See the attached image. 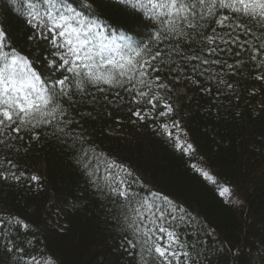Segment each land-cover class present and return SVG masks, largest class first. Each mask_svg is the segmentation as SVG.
I'll list each match as a JSON object with an SVG mask.
<instances>
[{"label":"trees","instance_id":"16d2710c","mask_svg":"<svg viewBox=\"0 0 264 264\" xmlns=\"http://www.w3.org/2000/svg\"><path fill=\"white\" fill-rule=\"evenodd\" d=\"M85 3L90 7H82ZM72 4L98 20L108 35L134 46L149 44L154 29L134 2ZM26 11L27 0H0V29L9 47L27 56L43 79L62 78L63 70L50 66L55 50L44 39L32 38L36 30L27 23ZM242 39L260 43L254 36ZM251 55L222 52L208 59L226 64L208 65L173 56L171 68L182 73L170 68L155 73L168 86L157 89L172 107L166 117L157 115L161 106L150 111V105L133 103L121 89L89 88L64 104L73 120L65 130L79 138L73 147L52 127L0 136V264H26L31 257L50 264H137L127 248L118 205L93 187L77 163L86 149L130 170L133 188L142 196L159 192L183 209L177 212L184 219L176 231L199 253L193 252L192 264H264V66L257 67ZM193 65H199L196 71ZM135 110L150 115L140 121L132 115ZM162 124L184 131L192 145L189 154L176 149ZM225 187L234 202L220 195Z\"/></svg>","mask_w":264,"mask_h":264},{"label":"snow or ice","instance_id":"6c2138e0","mask_svg":"<svg viewBox=\"0 0 264 264\" xmlns=\"http://www.w3.org/2000/svg\"><path fill=\"white\" fill-rule=\"evenodd\" d=\"M82 7L90 5L85 3ZM133 7L154 29L149 44L142 47L132 43L109 44L99 21L86 17L73 6L72 0H27V23L36 30L32 38L44 39L55 50L50 66L62 69V78L43 79L27 56L9 47L6 33L0 29V136H19L21 131L35 133L37 129L52 127L54 134L68 137L72 141L69 147H73L79 138L65 130L73 120L68 118L64 104H71L73 95H84L89 88L100 92L121 89L132 96L133 103L150 105V111L161 106L163 110L157 115L166 117L172 107L163 102L157 89L168 86L160 83L155 73L164 68L182 73L181 68H171L175 63L173 56L188 63L226 64L208 57L222 52L240 56L241 52L250 51V59L257 61V67L264 66V0H135ZM256 30H260L259 36ZM244 36H254L260 41L259 46L242 39ZM233 48L238 50L233 52ZM188 51L192 54L187 55ZM198 67L193 65V71ZM132 115L143 121L150 112L135 110ZM161 129L172 139L167 124H162ZM175 147L185 154L192 150V145L185 146L179 137ZM77 163L93 187L118 205L127 248L138 258L137 264H192L195 245L183 242L176 231L184 219L177 212L183 209L175 207L162 193L142 196L136 192L135 181L130 179L132 172L103 154L96 155L94 149L83 150ZM192 168L206 180H213L196 164ZM225 194L230 195L227 187L220 191L221 196ZM15 223L27 227L19 220ZM26 264L41 261L31 257Z\"/></svg>","mask_w":264,"mask_h":264},{"label":"rangeland","instance_id":"374dc122","mask_svg":"<svg viewBox=\"0 0 264 264\" xmlns=\"http://www.w3.org/2000/svg\"><path fill=\"white\" fill-rule=\"evenodd\" d=\"M127 1L134 2L135 3V0H127ZM101 31L108 37L107 42L109 44L116 43L117 45H119L120 43H130L129 40L124 39V38L122 39V37H120V36H117V35H108V33L105 31V29L102 26H101ZM141 112L143 113V112H147V111L145 110V111H141ZM167 125L169 127V131L173 134V137L175 138V140H176V137H179L180 138V141L186 146L188 143H187V140L185 138L184 131L182 129H180L178 127V125H176V124H167ZM111 131H114V128H112ZM197 167H199V166H197ZM199 168H201V167H199ZM201 169H203L204 171H206L204 168H201ZM224 197L229 202H234V198L232 197L231 193H230V195L229 194H225ZM41 264H44V262L41 261ZM49 264H50V262H49Z\"/></svg>","mask_w":264,"mask_h":264}]
</instances>
